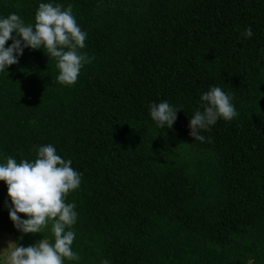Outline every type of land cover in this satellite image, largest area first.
Segmentation results:
<instances>
[{
    "label": "trees",
    "instance_id": "1",
    "mask_svg": "<svg viewBox=\"0 0 264 264\" xmlns=\"http://www.w3.org/2000/svg\"><path fill=\"white\" fill-rule=\"evenodd\" d=\"M40 2L0 0V15L34 23ZM54 2L72 5L91 63L64 86L54 58L25 49L0 73V162L52 144L82 173L66 197L80 259L64 264H264V0ZM210 86L238 115L195 141L189 119ZM161 100L183 109L170 130L149 116ZM6 199L0 182V234L53 241L50 225L17 231Z\"/></svg>",
    "mask_w": 264,
    "mask_h": 264
},
{
    "label": "clouds",
    "instance_id": "2",
    "mask_svg": "<svg viewBox=\"0 0 264 264\" xmlns=\"http://www.w3.org/2000/svg\"><path fill=\"white\" fill-rule=\"evenodd\" d=\"M240 35L248 39L253 32L249 27ZM86 38L87 32L77 23L71 4L64 7L54 0H41L34 23L26 24L15 12L0 15V73L17 64L25 49L42 50L49 60L55 59L56 82L72 86L81 69L91 63L87 53L81 51ZM9 40L11 44L6 47ZM232 100V95L220 86H210L201 93L199 107L189 119L190 135L195 141H205L201 133L209 131L218 120L231 121L238 115ZM180 110L183 109L161 100L149 105V116L155 127L170 130ZM35 153L34 161L17 162L7 156L0 162V182L7 188L4 205L17 231L41 234L50 225L53 241L42 237L28 246L8 242L6 248L0 249V264H64L65 260L80 259L72 249L76 237L73 226L78 216L76 205L66 202V197L79 188L82 173L71 167L70 159L58 155L52 144L35 147ZM100 264L109 261L104 259ZM247 264L253 261L250 259Z\"/></svg>",
    "mask_w": 264,
    "mask_h": 264
},
{
    "label": "rangeland",
    "instance_id": "3",
    "mask_svg": "<svg viewBox=\"0 0 264 264\" xmlns=\"http://www.w3.org/2000/svg\"><path fill=\"white\" fill-rule=\"evenodd\" d=\"M8 242L15 243L13 235L8 234L6 232H2L0 234V249L6 248L8 245Z\"/></svg>",
    "mask_w": 264,
    "mask_h": 264
}]
</instances>
